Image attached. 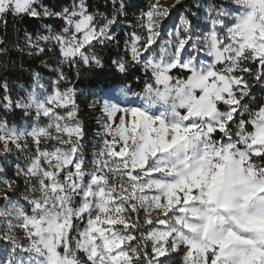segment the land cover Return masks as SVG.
I'll use <instances>...</instances> for the list:
<instances>
[{"label": "snow or ice", "instance_id": "6c2138e0", "mask_svg": "<svg viewBox=\"0 0 264 264\" xmlns=\"http://www.w3.org/2000/svg\"><path fill=\"white\" fill-rule=\"evenodd\" d=\"M37 3L0 0V21L57 16L61 32L26 34L27 44L39 52L52 44L70 68L101 65L88 49L115 39L116 15L98 19L87 0L55 13ZM234 3L200 34L181 16L162 45L169 9L153 0L141 12L144 32L125 47L145 70L142 95L119 81L92 90L104 98L105 135L91 161L76 91L58 86L63 72L43 98L5 95L50 122L30 130L0 123V155L34 145L15 178H0V241L11 249L0 264H264V99L253 91L264 85V0ZM113 63L131 75L126 61ZM21 177L23 203L10 195Z\"/></svg>", "mask_w": 264, "mask_h": 264}, {"label": "trees", "instance_id": "16d2710c", "mask_svg": "<svg viewBox=\"0 0 264 264\" xmlns=\"http://www.w3.org/2000/svg\"><path fill=\"white\" fill-rule=\"evenodd\" d=\"M70 1L40 0V4L55 13L63 5L67 6ZM87 2L89 11L98 14V19L103 16H117V25H114L115 39L103 45L97 44L93 48V54L100 57L101 65L94 63L91 65L81 64L78 68H70L67 63H58L60 53L58 48H53L52 44H48L44 52L36 51L27 44L26 34L35 38L38 33H42V25L61 28L63 22L56 16L31 17L19 15L14 17L9 14L6 27L5 23L0 21V38L6 39V44L0 49V117L5 118L8 124L20 122L22 111L16 108L4 110L2 105L5 103V95L9 94L11 97H15L17 84L29 83L34 72L57 76L55 69L52 70L57 66L68 77L66 81H59L60 86L63 88L73 86L83 90L85 88L95 89L97 85L107 86L119 81L132 84L133 91H142L146 79L145 70L142 65L131 62L125 47V41L134 31L144 32V29L139 26V17L141 12L149 8L151 0H87ZM121 3L124 6L122 11L119 10ZM175 8V11L178 9L193 11V9H196V4L194 0H179ZM199 10L200 8H197V11ZM120 60L127 62V70L131 73L127 78L118 72L116 64L113 63ZM47 66H50V68ZM137 77L140 78L139 86L136 84ZM5 84L7 85V92L3 87ZM253 91L258 100L264 98V85H254ZM76 103L84 140H87L94 134V130L99 127L97 119L101 116L100 106L95 104L88 95H84L83 91L76 94ZM30 147L32 146L30 145ZM10 175V179L15 178L14 174L11 173ZM24 190V181L19 178L15 191L10 195L21 196ZM2 203L3 200H0V204Z\"/></svg>", "mask_w": 264, "mask_h": 264}, {"label": "rangeland", "instance_id": "374dc122", "mask_svg": "<svg viewBox=\"0 0 264 264\" xmlns=\"http://www.w3.org/2000/svg\"><path fill=\"white\" fill-rule=\"evenodd\" d=\"M178 1L179 0H160V4L169 9V16L162 20L163 28L161 30V35L159 37V40L157 41L158 45H162L165 40L169 39L167 33L169 31H172L173 27L179 23L181 16L187 17L192 24L193 31L196 34H200L205 31L204 30L205 25L207 24L211 25V18H215L219 12L223 10L234 12L237 7L234 3V0H194L196 4V9H193V11L192 10H181V9H178L175 11L176 9L175 5L177 4ZM72 3H73V0H71L67 6L63 5L57 12H60L62 9L66 7H70ZM152 3H153V0H151L150 4ZM35 6L38 8V10L41 11V13H43V9L50 10L46 6H41L40 0H38V3ZM197 8H200V10L197 11ZM41 16H44V15L41 14ZM44 17H50V16H44ZM225 19L231 20V17H228ZM61 21L63 22V26H64V21L62 19ZM63 26L61 28H55L54 26L42 25L43 31L42 33H38L37 35H49L50 33H59L62 31ZM154 47H156V45H154ZM88 51L90 54L94 53L93 48H89ZM157 51H159L158 47H157ZM59 57L60 58H58V63H61V64L65 63L62 61L61 55H59ZM47 67L50 68V66H47ZM54 69H55V73L57 74V76L56 75L54 76L43 75L39 72L38 73L34 72L32 74V78L29 83L17 84V91H16V94L14 95L15 97H11L9 94L7 95L11 97L13 102L17 100H21V99H23L26 102L29 96L43 98V96L49 94L50 89L56 86L57 84L59 74L61 73V69H58V66L57 68H53L52 70ZM58 86L61 88V90L64 89L62 86H60V84ZM70 87H73V86H70ZM73 88L75 89L76 94L80 92L82 93L83 91L84 95H88V97L95 104H99L100 106L101 116L98 117L97 119L99 123V127L96 130H94L95 131L94 134L91 137H89V139L84 140V136H82L81 141H80L82 145V152L86 160L91 161L94 153L97 151L98 147L100 146L102 138L105 135L104 129H103V123H102L104 120V116L101 110L104 98L102 96H94L92 94L93 89L85 88V90H83L81 88H75V87ZM133 93L142 95V91H139V92L133 91ZM4 101L5 103L2 105V108L4 110H10L12 108L21 110L22 119L20 122L8 124L5 118L0 117V123L6 122L7 125L10 127H16L21 130H30L32 127L45 126L47 123L50 122L48 118H45V117H41L39 120H36L34 118V115L32 114L34 112V109L30 110L26 114L25 110L15 107L14 104L12 106H9L8 102L5 99ZM76 121L82 127L81 120L79 119L77 114H76ZM28 143L32 147H29L25 151H18L13 148V151L7 154L6 156L0 155V178H3V177L9 178L11 176L10 175L11 173L15 175L18 167L24 168L28 164L29 157L31 156L32 151L34 149V145L32 144L31 139H29ZM88 150L90 151L88 152ZM24 193H25V190L21 196L12 195L11 198L13 201H20L21 203H23ZM3 204H4V201L2 204H0V206H2ZM153 215L155 216V213H153ZM81 227H83V225H81ZM10 251L11 249H10V246L8 245V242L0 241V259H7ZM19 255L23 256L25 254L19 253Z\"/></svg>", "mask_w": 264, "mask_h": 264}, {"label": "crops", "instance_id": "0c3cea01", "mask_svg": "<svg viewBox=\"0 0 264 264\" xmlns=\"http://www.w3.org/2000/svg\"><path fill=\"white\" fill-rule=\"evenodd\" d=\"M210 28H211V25H210V24H209V25H208V24L205 25V27H204V30H205V31H204V32H207ZM188 51L191 52L192 49L189 48ZM199 58L202 59V60H203V59H208V60L211 59L210 57H205V55H204L203 53H200ZM263 99H264V98H263Z\"/></svg>", "mask_w": 264, "mask_h": 264}]
</instances>
